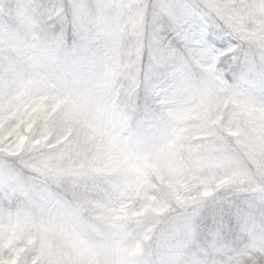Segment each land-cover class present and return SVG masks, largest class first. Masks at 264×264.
<instances>
[{
    "label": "clouds",
    "instance_id": "clouds-1",
    "mask_svg": "<svg viewBox=\"0 0 264 264\" xmlns=\"http://www.w3.org/2000/svg\"><path fill=\"white\" fill-rule=\"evenodd\" d=\"M162 4L184 10V0H0V119L14 117L11 125L39 148L38 163L78 165L81 174L71 201L51 208L13 201L26 210L32 253L44 264H264V150L257 157L231 139L215 150L192 139L210 131L221 104L195 42L183 46L188 71L174 63L141 68V40ZM200 7L236 41L229 91L264 106L259 0H202ZM65 29L78 38L72 52L57 39ZM24 175L38 178V170ZM201 179L224 184L202 204L178 205L177 196H198ZM151 184L171 206L165 216L121 229L92 207L99 198L115 208ZM197 209L224 210L233 223L193 229ZM137 242L142 250L130 255Z\"/></svg>",
    "mask_w": 264,
    "mask_h": 264
},
{
    "label": "snow or ice",
    "instance_id": "snow-or-ice-1",
    "mask_svg": "<svg viewBox=\"0 0 264 264\" xmlns=\"http://www.w3.org/2000/svg\"><path fill=\"white\" fill-rule=\"evenodd\" d=\"M201 4L202 0H184V10L179 13L172 7L162 4L151 34L141 40L139 49L141 68L143 71L150 73L161 65L174 63L182 66L184 71H188L190 66L186 63L187 58L183 46L195 42L200 66L216 82L217 86L213 94L218 102L238 100L241 96L229 91L230 81L235 74L232 62L235 58L233 46L236 41L224 27L213 22V17L202 10ZM259 4L264 9V0H259ZM49 11L53 16L58 15L55 4ZM36 39L40 42L46 37L38 35ZM57 39L61 40L60 37H57ZM0 155L4 157L5 169L10 166L7 163L8 161L15 162L19 159L18 155H14L2 147H0ZM5 178L7 179V176ZM199 183L203 187L198 196H177L178 205L187 207L191 204H202L211 198L215 191L224 184V180L216 181L215 187L212 186L210 179H201ZM170 207L168 203L161 201L156 193H152L151 199L136 210L134 217L126 214L127 205L125 203L106 211L123 229L126 221L130 218L137 219L149 214L162 217L169 212ZM234 211L237 215L239 214V210ZM226 223L228 226L233 223L231 213H226L224 210L201 212L197 209L191 227L205 231L224 230ZM34 240L35 237L30 233L21 239H16L10 235L0 236V264H44L42 256L32 253ZM142 247L143 245L137 242L130 249L129 254L139 253Z\"/></svg>",
    "mask_w": 264,
    "mask_h": 264
},
{
    "label": "rangeland",
    "instance_id": "rangeland-1",
    "mask_svg": "<svg viewBox=\"0 0 264 264\" xmlns=\"http://www.w3.org/2000/svg\"><path fill=\"white\" fill-rule=\"evenodd\" d=\"M59 35L67 51L72 52L77 48L78 38L71 29H65ZM13 118L6 114L0 119V147L19 156L15 162L8 161L10 166L5 169L4 157L0 155V236L10 235L21 239L28 234V216L26 210L15 205L13 201L21 197L30 205H47L50 208L71 201L76 196L81 174L78 165L38 163L35 153L39 148L34 145V141L20 132L18 126L11 125ZM208 128L210 131L198 133L192 139L211 142L214 150L227 145L231 139L257 157L264 150V106L247 97L221 103L215 119L209 121ZM25 170H38V178L31 175L25 177ZM151 189L158 191L159 186H138L122 201L127 205L128 216L134 217L136 210L151 199ZM103 191V187L98 186L96 195L99 196ZM158 197L163 201L159 195ZM92 207L99 208L98 215L110 209L108 202L99 198H94ZM135 219L130 218L126 223Z\"/></svg>",
    "mask_w": 264,
    "mask_h": 264
}]
</instances>
